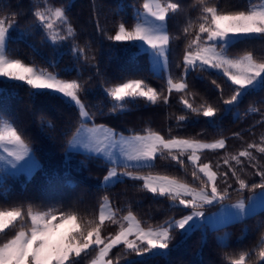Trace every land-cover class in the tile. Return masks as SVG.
Wrapping results in <instances>:
<instances>
[{
  "label": "snow or ice",
  "instance_id": "snow-or-ice-1",
  "mask_svg": "<svg viewBox=\"0 0 264 264\" xmlns=\"http://www.w3.org/2000/svg\"><path fill=\"white\" fill-rule=\"evenodd\" d=\"M30 4L35 19L31 28L42 29V39L52 45L72 41L70 51L76 60L96 59L95 56L87 55L90 45L79 46L75 42L76 31L68 20L64 6H53L50 0H30ZM3 6V0H0V11ZM142 7L144 12L136 14L131 28L122 22L114 35H105L108 40L115 42L113 47L117 43L124 44L126 48L135 47L147 53L152 72L159 75L160 71H168L171 42L180 39L179 36L169 35L167 21L170 14L181 12L182 6L177 0H167L164 3L161 0H144ZM190 7L198 10V16L196 21L189 19L182 32L184 36H189L194 23L196 30L193 38L185 45L182 65H177L183 69L179 78L174 80L170 75L167 77L168 95L148 85L143 79H128L104 88L107 97L113 102L111 112L126 111L128 103H134L137 99H143L152 105L162 99L167 104L169 95L174 91L187 93L186 76L196 71L215 70L217 75L222 74L234 86L230 98L223 101L227 106L223 109L224 115L233 113V108L245 96L264 91V58L257 59L252 51L235 56L228 54L229 49L236 44L250 40L264 42V0H259V3L248 0L246 8L234 11L222 8L220 0H193ZM17 15L12 12L0 16V78H7L9 82H22L28 86L30 95L33 96L44 91L59 94L62 100L78 110V126L68 141V149H82L89 154V159H100L104 164L111 165L101 188L108 189L116 183H123L127 177L133 181H142L138 187L151 193L153 197L170 201L168 210L192 211L179 219L169 218L155 227H145L130 208L126 214L118 215L122 210L114 209L107 196L102 198L98 215L94 218L81 216L71 208L41 211L34 209L31 204L27 205L26 210L24 206L0 208V237L15 229L13 235L0 242V264H80L92 252L95 255L88 264H121V261L126 264H146L147 259L168 254L174 230H182L180 234L187 237L191 232L203 228L200 218L204 216V207L224 205V201L230 199V189L239 193L247 189L254 195L249 196L247 201L242 197L225 206V222H243L264 212V167L259 166L258 157L251 151L255 149L256 153L264 155V136H261L260 143H249L238 153H226L222 159L227 171H220L219 162L214 168L212 164L200 161L204 150L224 149V138L213 142L178 136L166 138L150 128H146L143 135L126 137L106 125L96 124L80 98L84 84L79 80L60 79L58 74L47 69H38L20 59L10 58L7 45ZM97 31H102L99 24ZM212 83L217 88L221 87L216 80ZM180 103L184 109L206 118H216L219 111L212 104L194 107L184 96H181ZM257 111L252 105L247 110L248 113ZM238 115L233 113L234 117L238 118ZM176 119L179 123L186 117L181 115ZM89 121L93 122L89 124ZM158 158L174 162L182 169L191 166L193 182L151 172L139 174L142 169L154 168ZM245 160L256 169L254 175L260 178L259 182L249 183L242 177ZM22 161L25 163H21ZM9 168L14 170L13 175L15 172H23L30 179L40 165L20 130L12 121L0 117V172L7 174ZM118 168L123 171L118 172ZM229 172L238 185L235 189L228 183ZM0 179H6V176ZM195 181L200 182L199 186L195 185ZM220 184L224 187L221 188ZM256 190H260L258 196L255 195ZM106 224L115 225L117 230L109 232L107 236L102 235ZM246 232L245 229V235ZM220 245L228 247L226 236L221 239ZM118 246H122L121 251L115 257L110 256ZM133 256L140 259H128ZM223 259L228 264H264V231L251 249L237 254L226 252Z\"/></svg>",
  "mask_w": 264,
  "mask_h": 264
},
{
  "label": "trees",
  "instance_id": "trees-1",
  "mask_svg": "<svg viewBox=\"0 0 264 264\" xmlns=\"http://www.w3.org/2000/svg\"><path fill=\"white\" fill-rule=\"evenodd\" d=\"M177 2L181 4L182 11L175 15L170 14L167 21L169 35L180 37L171 42L168 53V75L174 80L178 79L183 71L182 67L177 65L183 63L185 45L193 38L196 24H193L192 32L187 37L183 35L182 30L189 19L196 21L198 16V10L190 7L193 0ZM258 2L259 0H252V3ZM50 3L66 8L68 20L76 31L75 42L79 46L90 45L87 55L95 56L96 59L76 60L70 51L72 41L52 45L42 39V29L31 28L35 19L30 0H3L4 6L0 16L12 12L18 14L7 45L10 58L56 71L60 79L79 80L84 84L81 99L96 124L107 125L106 119L108 115H112V118L117 120L110 125L113 128L115 125V128L123 133L144 134V130L150 128L166 138L178 136L205 142L224 138V149L205 152L200 161L210 163L214 168L219 162L220 171H227L222 159L226 153L235 154L246 148L249 143L261 142L260 138L264 136V91L245 96L238 106L233 108V113L239 114L238 118L234 117L233 113L224 115L223 109L226 105L223 101L230 98L234 86L214 70L196 71L187 75V93L174 91L169 95L167 104H164L162 99L156 105L137 99L134 103H128L126 111L111 112L113 102L107 97L104 88L128 79H143L148 85L168 95L166 77L152 72L147 53L135 47L126 48L124 44L117 43L113 47L115 42L108 40L105 35H114L117 26L122 22L131 28L135 23L136 14L143 9V0H50ZM247 5L248 0H220V6L229 11L242 10ZM97 24L102 31H97ZM245 51H252L257 59L264 58V42H242L229 49L228 54L235 56ZM0 80L3 81L0 82V117L12 121L20 130L40 165L30 179L24 173L7 174L6 179H0V208L24 206L26 210L29 204L41 211L49 208H71L81 216L94 218L98 215L102 198L107 196L114 209L122 210L118 215L126 214L130 208L145 227H155L169 218L179 219L191 212V209L168 210L170 201L153 197L151 193L141 190L138 187L141 183L137 181L124 180L123 183H116L108 189L92 183L89 180L91 171L98 169L97 164L104 165L101 160L89 159V156L83 153L67 150L68 141L78 126V110L55 93L44 91L33 96L30 95L28 86L22 82H9L2 78ZM213 80L221 87L217 88L212 83ZM181 96L193 103L194 107L212 104L219 109L217 117L206 118L184 109L180 103ZM250 105L258 111L248 113ZM181 115L186 119L178 123L176 117ZM93 121H89V124ZM236 133L239 135H234ZM251 151L258 157L259 166L264 167V155L256 153L255 149ZM244 167L242 177L249 183L259 182L260 178L254 175L256 169L246 160ZM191 171V166L182 169L174 162L158 158L154 168H145L140 172L175 176L192 183ZM228 176L232 188H237L238 185L231 178L230 172ZM199 183L195 181L196 186H199ZM251 193L253 192L247 189L243 193L230 189V199L224 203L236 202L242 197L247 199ZM219 205L205 206L204 209L212 212L218 209ZM109 228L104 226V236L110 232ZM14 231L15 229L7 231L6 235L0 237V242L13 235ZM111 231H115V228L112 227ZM262 231L264 212H259L243 222H231L217 229H197L187 237L180 234V229H176L172 233L173 239L168 254L147 259L146 264H228L223 259L226 252L237 254L242 250L251 249ZM223 233L227 237V248L221 247L218 238V235ZM121 248L122 246H118L113 249L110 256L115 257ZM94 255V252L90 253L80 264H88ZM133 258L140 259L128 257ZM121 264L126 262L121 261Z\"/></svg>",
  "mask_w": 264,
  "mask_h": 264
},
{
  "label": "rangeland",
  "instance_id": "rangeland-1",
  "mask_svg": "<svg viewBox=\"0 0 264 264\" xmlns=\"http://www.w3.org/2000/svg\"><path fill=\"white\" fill-rule=\"evenodd\" d=\"M143 3H144V0H143ZM259 3V2H258ZM144 12V9H142L141 11H139V13H143ZM149 57V56H148ZM149 61H150V68H152V64H151V60H150V57H149ZM38 69H46V68H42V67H38V66H36ZM49 72H54V73H56L57 74V72L56 71H53V70H49V69H47ZM215 71V70H214ZM159 74H163L165 77H166V80H167V77L169 76L168 75V71L167 72H164V71H160V73ZM2 79H6L7 80V78H2ZM50 92V91H49ZM57 95H59V94H57ZM60 96V95H59ZM80 98H81V96H80ZM82 100V99H81ZM227 107V106H226ZM116 120L117 119H115V117L114 118H112V115H108V117H107V119H106V122H107V125L106 124H103V125H106L108 128H110V129H113L116 133H118V134H123L124 136H130V135H134V134H128V133H123L121 130H120V132L115 128V125H114V128H113V126H111L110 124H113L114 122H116ZM109 123V124H108ZM102 124V123H101ZM135 134H139V133H135ZM141 135H143V134H141ZM203 142H205V141H203ZM67 150L68 151H70L71 149H68L67 148ZM210 151H212V150H204L203 152H202V154H201V158H202V155L205 153V152H210ZM85 155H87V156H89V154H87V153H84ZM32 155L35 157V155H34V153L32 152ZM185 159H186V156L184 157ZM35 160L37 161V159H36V157H35ZM38 162V161H37ZM101 162H102V160H101ZM21 163H25L24 161H22ZM103 163V162H102ZM104 164V163H103ZM97 166H98V169L97 170H94V171H91V176H90V178H89V180L92 182V183H95V184H97V185H101V183H102V181H103V178H104V176L107 174V171H108V168L111 166V165H107V164H104V165H100V164H97ZM13 171L14 170H12V169H8V172H7V174H11V175H13L12 173H13ZM117 171L119 172V171H123V169H117ZM19 173H23V172H15V174H19ZM7 174H5V173H3V172H0V178H2V177H4L5 175H7ZM25 174V173H24ZM139 174H141V175H146V174H148V173H144V172H139ZM26 175V174H25ZM27 176V175H26ZM124 180H127V181H133V180H131V179H129V178H127V177H125L124 178ZM137 182H139V183H141L142 184V181H137ZM229 183V182H228ZM231 184V183H230ZM220 187L221 188H223L224 187V185L223 184H220ZM259 193H260V190H256L255 191V195H259ZM252 195H254V193H251L249 196H252ZM245 201H247V199H245ZM233 203H235V202H232V203H224V205H219V207H218V209H216V210H214V211H212V212H208V211H206L205 209H203V211H204V216L202 217V218H200V222L203 224V228H201V229H205V228H208V229H217V228H220V227H223V226H225V225H227V224H229V223H231V222H235V221H230V222H225V219H224V211H223V209H224V207L225 206H228V205H231V204H233ZM112 206V205H111ZM192 211V210H191ZM259 211V210H258ZM107 225V226H106ZM105 225V227H106V229L108 228V227H110L109 229H110V232H112V233H114L116 230H117V227L115 226V225H113L112 227L113 228H115V231H111V229H112V227H111V224L109 225V224H106ZM182 231V230H181ZM109 233V232H108ZM108 233L106 234V236L108 235ZM226 236V234L225 233H223V234H219L218 235V238H219V240L221 241V239L222 238H224Z\"/></svg>",
  "mask_w": 264,
  "mask_h": 264
},
{
  "label": "crops",
  "instance_id": "crops-1",
  "mask_svg": "<svg viewBox=\"0 0 264 264\" xmlns=\"http://www.w3.org/2000/svg\"><path fill=\"white\" fill-rule=\"evenodd\" d=\"M72 137V136H71ZM67 148H68V145H67ZM71 152H78V153H85L82 149H75V150H73V149H71L70 150ZM104 229V228H103ZM104 234V230H103V232H102V235Z\"/></svg>",
  "mask_w": 264,
  "mask_h": 264
}]
</instances>
